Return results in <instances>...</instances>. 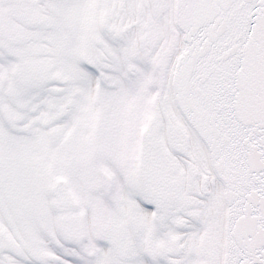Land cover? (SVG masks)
Masks as SVG:
<instances>
[{
	"label": "snow or ice",
	"instance_id": "obj_1",
	"mask_svg": "<svg viewBox=\"0 0 264 264\" xmlns=\"http://www.w3.org/2000/svg\"><path fill=\"white\" fill-rule=\"evenodd\" d=\"M0 264H264V0H0Z\"/></svg>",
	"mask_w": 264,
	"mask_h": 264
}]
</instances>
